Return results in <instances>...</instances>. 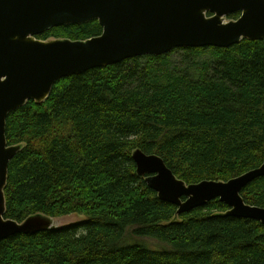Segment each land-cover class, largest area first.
I'll use <instances>...</instances> for the list:
<instances>
[{
	"label": "trees",
	"instance_id": "1",
	"mask_svg": "<svg viewBox=\"0 0 264 264\" xmlns=\"http://www.w3.org/2000/svg\"><path fill=\"white\" fill-rule=\"evenodd\" d=\"M102 33L95 20L37 39ZM6 137L21 146L9 164L6 219L86 221L6 239L0 264H264L261 222L227 216L219 199L178 214L133 159L138 150L157 155L188 185L260 167L264 39L179 48L60 79L45 102L28 101L8 116ZM241 195L264 208V177Z\"/></svg>",
	"mask_w": 264,
	"mask_h": 264
},
{
	"label": "water",
	"instance_id": "2",
	"mask_svg": "<svg viewBox=\"0 0 264 264\" xmlns=\"http://www.w3.org/2000/svg\"><path fill=\"white\" fill-rule=\"evenodd\" d=\"M241 13L225 23V17ZM98 20L102 35L87 41L37 39L46 31ZM264 39V0H0V244L21 234L52 228L48 218L23 223L6 219L9 164L20 146H9L7 118L28 101L45 102L63 78L174 49L229 48L242 40ZM140 177L161 201L189 213L219 199L227 216L264 225V208L245 203L242 192L264 177V162L227 182L186 184L157 155L138 150Z\"/></svg>",
	"mask_w": 264,
	"mask_h": 264
},
{
	"label": "rangeland",
	"instance_id": "3",
	"mask_svg": "<svg viewBox=\"0 0 264 264\" xmlns=\"http://www.w3.org/2000/svg\"><path fill=\"white\" fill-rule=\"evenodd\" d=\"M232 20H235V19H230V17H225L223 21L225 23H228ZM52 40H54V39H50L48 41H52ZM20 149H21V146H20ZM42 217H44V216H42ZM49 220L51 222L52 228H64L67 226H72V225H75L77 223H80L81 221H86V219L84 217H79L77 215H72V216L63 217V218H54V219H49ZM155 246L159 247V245L153 244V247H155Z\"/></svg>",
	"mask_w": 264,
	"mask_h": 264
},
{
	"label": "bare ground",
	"instance_id": "4",
	"mask_svg": "<svg viewBox=\"0 0 264 264\" xmlns=\"http://www.w3.org/2000/svg\"><path fill=\"white\" fill-rule=\"evenodd\" d=\"M136 167V166H135Z\"/></svg>",
	"mask_w": 264,
	"mask_h": 264
}]
</instances>
